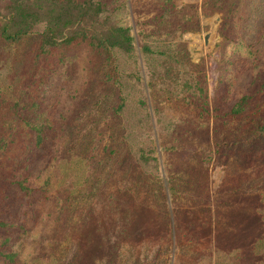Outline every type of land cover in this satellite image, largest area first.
Returning <instances> with one entry per match:
<instances>
[{"label": "rangeland", "instance_id": "obj_1", "mask_svg": "<svg viewBox=\"0 0 264 264\" xmlns=\"http://www.w3.org/2000/svg\"><path fill=\"white\" fill-rule=\"evenodd\" d=\"M10 3L11 0H0V13ZM202 3V0L174 1L180 24L197 23L198 31L178 30L165 38L173 45L177 44L175 50L179 54L171 65L159 67L160 73L168 74L166 85L160 84L154 92L148 90V103L143 87L136 79L139 71L133 61L124 65L123 96L127 103L119 120H109L107 114L104 115L108 103L95 99L92 88L96 69L87 65L84 51L75 50L70 55L71 60L51 75L47 85L38 87L35 84L37 76L33 75L39 70L29 75L28 67V63H32L29 55L33 45L24 43L10 47L0 43V122L7 120L16 109L14 99L22 97L24 102L18 109L27 104V113L32 119L48 116L61 123H72L77 135L86 142L85 150L82 140L77 143V151L83 154L89 147H95L94 156L90 155L93 162L105 147L106 135L120 136L122 129L132 143L160 139L162 150L160 148L157 154L149 151L147 155L160 156L162 171L151 172L147 196H134V199L120 196L115 204L122 208L107 214L109 226L104 216L109 188L105 189V195L97 196L90 195L81 180L80 185L76 184L75 222L81 238L83 230L94 229L95 221L100 217L104 221L101 228L105 230L111 227L112 221H120L128 227L117 264H130L133 260H138L137 264H146L142 261L151 262L148 264H243L241 257L235 262L228 256L224 260L220 258L223 251L234 254L236 248L241 255L243 248L248 256L250 246L246 247L254 231L247 223L246 214L252 209L250 201L246 200L248 193L235 195L234 190L245 177L243 166L249 167L254 162L245 158V152H239L237 146L233 147L232 130L237 124L227 112L247 91L253 75L264 72V0H244L236 21H224L221 15L205 17ZM155 9L153 0H142L134 10V17L122 9L117 13V19L124 27H131L136 21L137 31L132 33H141L142 29L148 28L147 23ZM171 29L175 30L176 26ZM139 41L142 43L144 37L140 35ZM181 45L184 50L179 49ZM44 59L40 70L46 66ZM22 60L26 63L14 65L15 61ZM139 61L143 67L141 76L147 80L153 72L151 65L156 63L141 55ZM16 71L19 72L17 75ZM105 119L107 122H103ZM96 120L102 121L96 123ZM63 135L67 137L66 129L58 132V136ZM66 137L62 141L67 140ZM217 149L225 152L227 159L223 160ZM129 172L134 173L131 161L124 163L113 186L120 184L122 189L129 188L128 182L124 183L130 178ZM254 172L257 170L249 173ZM260 173L264 175V163ZM160 175L167 182L180 186L183 192V195L168 197L170 208L167 211L159 194ZM258 186L261 184L254 188ZM60 197L51 196L50 203L39 207L40 218L27 216V201L14 195L4 204L3 212L8 214L9 221L24 225L38 236L48 221L45 218L55 213L57 204L62 205ZM144 229L150 236L143 235ZM170 231L174 242L171 251L166 242L170 236L172 239ZM99 241L100 248L96 250L105 249L106 243ZM218 243H223L222 249ZM245 261L251 264L248 258Z\"/></svg>", "mask_w": 264, "mask_h": 264}, {"label": "trees", "instance_id": "obj_2", "mask_svg": "<svg viewBox=\"0 0 264 264\" xmlns=\"http://www.w3.org/2000/svg\"><path fill=\"white\" fill-rule=\"evenodd\" d=\"M153 1L156 9L147 23L148 28L134 34L132 32H136L138 27L136 21L131 27H124L117 19V13L122 9H126L134 17L138 2L134 3L133 0H11L0 13V43L10 47H18L24 43L33 45L29 55L32 63L27 66L30 68L29 75L39 70L33 75L37 76L35 84L38 87L46 86L51 75L60 71L71 60L70 55L75 50L84 51L87 54V65L95 66L96 69L92 88L96 93L95 99L108 103L104 115L107 114L109 120H119L124 104L126 106L127 103L123 96L124 65L133 61L135 69L139 71L136 79L141 83L144 99L148 103L147 91L154 92L160 84L166 85L168 74L160 73L159 67L163 64L171 65L179 54L175 50L177 44L173 45L165 38L178 30L198 31L197 23L180 24L175 0ZM202 1L205 17L221 15L224 21H236L244 2ZM150 5L153 6V3ZM173 25L176 26L175 30L171 29ZM140 35L144 37L142 43L139 41ZM178 47L184 50L182 45ZM140 55L156 63L151 65L153 72L147 80L141 76L143 67L139 64ZM42 58L46 66L40 70ZM21 63H26V60L15 61L14 65L19 66ZM18 73L16 71V75ZM14 100L16 109L11 111L7 120L0 122V264H117L121 259L122 242L126 239L128 227L120 221H112L111 227L106 228L107 232L101 228L104 221L100 217L95 221L96 230L92 228L86 232L85 228L81 238L75 222L76 184L80 185L81 180L88 193L97 196L105 195V189L109 188L104 215L109 226L107 214L122 208L115 204L120 196L124 195L128 199L147 196L150 185L148 182L153 176L151 172L162 171L158 158L160 156L147 155L149 151L157 154L160 148L162 150L160 139L132 143L129 142L125 129H122L120 136L106 135L105 147L93 162L90 155L94 156L95 147H89V151H83V154L77 151V143L82 140L85 150L86 142L77 135L72 123H61L48 116L44 119H32L27 113V104L18 109L24 99L19 97ZM18 112H21L20 115ZM148 115L151 117V112ZM227 116L237 124L232 130L235 140L233 147L237 146L239 152H245V158L254 162L249 167L243 166L245 177L237 183L234 190L235 195L248 193L246 200L250 201L252 212L246 214L249 221L247 223L254 232L246 247L248 249L250 246L248 256L244 254L243 248L242 255L236 248L234 254L223 251L220 258L224 260L228 256L235 262L241 257L244 259L243 264H250L249 261L246 263V258L251 260V264H264V175L260 173L264 163L263 71L253 75L247 91L231 107ZM101 121L96 120V123ZM103 122H107L106 119ZM62 129L68 131L67 137L58 136ZM64 137L68 139L62 141ZM216 144L220 147V142ZM216 152L222 153L223 160L227 159L225 152L218 149ZM129 161L134 172L127 173L130 178L124 182H128L129 188L122 189L120 184L113 186L120 169ZM253 170L257 172L249 173ZM160 176L162 182L159 194L164 199V209L167 211L170 208L168 197L181 193L183 195V192L179 189L180 186L167 182L163 175ZM258 183L261 186L254 188ZM13 195L27 201L26 215L32 218H40L39 207L50 203L51 196H61L62 205L57 204L55 213L45 218L48 221L44 223L41 235L39 234L41 237L33 235L32 230L24 225H19L14 220L9 221L10 217L3 209ZM99 227L101 229L98 231ZM143 231L144 236H150L146 229ZM170 234L172 239L170 236L166 242L168 241L171 251L174 244L173 232L170 231ZM174 239L176 241V235ZM98 241L105 242L106 248L96 250L100 248ZM94 243L95 246H92ZM217 245L222 249L223 243ZM137 261L133 260L130 264H137Z\"/></svg>", "mask_w": 264, "mask_h": 264}]
</instances>
